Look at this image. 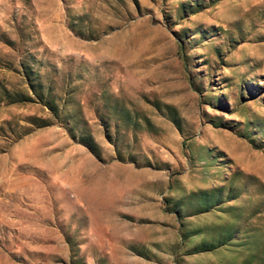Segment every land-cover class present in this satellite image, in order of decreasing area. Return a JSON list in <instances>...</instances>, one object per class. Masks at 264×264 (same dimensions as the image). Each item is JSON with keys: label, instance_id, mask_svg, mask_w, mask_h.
<instances>
[{"label": "rangeland", "instance_id": "1", "mask_svg": "<svg viewBox=\"0 0 264 264\" xmlns=\"http://www.w3.org/2000/svg\"><path fill=\"white\" fill-rule=\"evenodd\" d=\"M0 264H264V0H0Z\"/></svg>", "mask_w": 264, "mask_h": 264}]
</instances>
